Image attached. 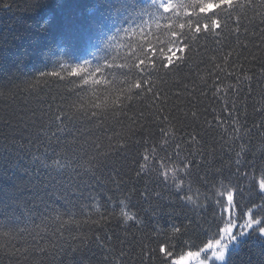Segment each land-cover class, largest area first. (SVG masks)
<instances>
[{
	"label": "trees",
	"instance_id": "trees-1",
	"mask_svg": "<svg viewBox=\"0 0 264 264\" xmlns=\"http://www.w3.org/2000/svg\"><path fill=\"white\" fill-rule=\"evenodd\" d=\"M261 11L246 7L232 19L221 13L222 30L199 36L197 55L171 71L151 74L155 96L96 109L92 105L105 103L111 89L82 86L76 77L40 79V73L89 61V71L100 66L104 77L115 76L116 86L125 87L119 81L128 69L105 65L133 64L149 43L164 46L168 21L159 17L155 0H0V233L12 232L16 248L30 247L34 240L41 247L56 245L47 255L27 258L0 252V264H166L161 243L179 252L211 238L222 180L239 181L241 215L260 202L264 193L235 175L234 160L244 143L250 149L246 161H264V128L253 127L264 117ZM237 14L239 31L233 22ZM114 98L110 95L109 102ZM90 111L101 115L90 120L85 115ZM59 113L62 122L55 119ZM237 117L243 139L234 143L237 126L231 120ZM160 129L169 140L165 150L159 148ZM192 136L199 143H192ZM175 143L184 155L202 150L207 160L195 156L192 193L159 179L151 160L149 169L140 171L142 154L156 148L159 156L171 157ZM56 160L63 167L54 166ZM187 194L195 203L180 198ZM125 197L136 221L119 218ZM97 206L106 217L99 224L93 223L99 219ZM69 217L78 223L63 224ZM175 227L182 232L173 237ZM237 242L225 263L214 264H264V235L257 228Z\"/></svg>",
	"mask_w": 264,
	"mask_h": 264
},
{
	"label": "snow or ice",
	"instance_id": "snow-or-ice-1",
	"mask_svg": "<svg viewBox=\"0 0 264 264\" xmlns=\"http://www.w3.org/2000/svg\"><path fill=\"white\" fill-rule=\"evenodd\" d=\"M156 10L159 13L161 19L168 21L164 25L167 29V40L162 41L163 47L148 44V48L143 52L141 58H138L133 64H107L108 68L128 69V72L123 74V79L119 81L120 84L125 85L123 88H118L115 81L108 80L102 74V68L97 66L93 71H89V61L69 66L66 64L59 65V70L51 72L40 73V79L47 77H55L58 80H68L69 77H76L79 79L82 86H88L90 88H98L103 85L106 88L111 89L109 95L105 96V103L94 104L92 108H115L121 106L125 101H132L136 97H143L147 93H152L154 96V82L151 79V74L158 73L161 69L171 71L173 68L178 67L180 64L186 63L189 59L198 54V50L195 45L199 43L198 37L201 35H218L222 30L221 13L226 15L228 19H232L234 13H241L246 7H260L261 17L264 18V0H260V4L256 5L254 0H155ZM182 18V19H181ZM241 16L237 14L233 21L236 25V31H239ZM157 27H160L157 21ZM229 53L224 57L225 63H227ZM213 59H215L213 57ZM219 68V66H216ZM133 69L135 72H133ZM220 71H225L220 69ZM264 72V69L261 70ZM231 75V74H229ZM216 80H220L219 74L215 77ZM247 80H251V77H245ZM39 82V81H37ZM71 82V81H69ZM241 81L237 78V85ZM237 87L236 85H229L228 88ZM221 91L220 86L216 85V93ZM239 89H237V94ZM214 93V94H216ZM115 96L109 102V96ZM95 95V92H93ZM79 107L83 109L85 106L80 104ZM227 107V106H226ZM235 108V103L232 105ZM261 112H264V104L261 106ZM88 119L99 118L101 113L97 111H90L85 113ZM195 117L196 113H192ZM232 115V113H230ZM64 117V113H59L55 116L57 121H61ZM219 118L217 117V120ZM233 127L232 132L236 134L234 136V143L237 140H242L243 136L238 134L240 121L239 118L231 120ZM256 128H264V117L261 119L259 125H253ZM164 134V138L159 145L160 150H165L169 144V140L166 138L167 133L164 129H160ZM170 131V129H169ZM247 135H251V129L246 132ZM192 143H199L195 136H192ZM122 146V145H121ZM100 147V145H98ZM239 150L235 152V175L250 180L251 186L264 193V161L259 164L255 159L246 161V157L250 149L247 144H238ZM264 152V150H262ZM201 156V159L207 163V160L203 156L202 150L197 153L183 154L182 145L180 143L174 144V152L171 157L159 156L157 149L153 148L148 151L147 154H142L143 163L139 165L140 171H146L149 169V161L155 162L158 167L156 169L159 179L167 183L172 181L175 189L178 191H184L186 193H192L193 186L190 179L191 169L196 164L195 156ZM171 163V167L168 166L165 161ZM251 169L252 171H243L241 165ZM53 165L56 167H63L60 161H53ZM217 174L221 173L220 169H216ZM140 175V172H137ZM222 191L218 190L216 195L220 199L216 200L219 205V220L216 222V230L211 232V238L206 239L200 245L193 244L192 246H186L184 250L179 252L174 251L172 246L164 242L158 246V250L166 258V264H212L213 258L215 260L223 261L226 258L229 245L236 241L238 236L247 233L253 228H257L261 235H264V198L260 202H254L251 206H248L243 214H240L239 201L236 200L237 192L240 191L239 181L233 183L231 180L220 183ZM199 192V189H197ZM159 196L160 193H155ZM145 199L148 198L147 191L143 193ZM188 202L194 201V195L187 194L180 197ZM129 198L125 197L124 200L119 201V218H122L124 222L136 221L137 216L134 212L129 211ZM96 212L99 215V219L93 221V223L99 224L101 221H105L106 217L100 212L99 206L96 207ZM109 215H112L110 213ZM57 221H61V217L57 215L55 217ZM63 224H76L77 221L74 218L69 217L67 221H62ZM182 229L175 227L172 229V236L176 237L180 235ZM4 242H0V252H4L11 257H25L26 254L47 255L49 249L55 251L56 245L49 244L47 247H41L36 241L30 247L16 248L11 244V240L15 237L12 232L0 233ZM62 238V237H61Z\"/></svg>",
	"mask_w": 264,
	"mask_h": 264
},
{
	"label": "rangeland",
	"instance_id": "rangeland-1",
	"mask_svg": "<svg viewBox=\"0 0 264 264\" xmlns=\"http://www.w3.org/2000/svg\"><path fill=\"white\" fill-rule=\"evenodd\" d=\"M248 232H249V231H248ZM248 232L245 233V234H243V235L238 236L237 240H236V241H233V242L229 245V247H228V251H227V254H226V258H225L223 261L215 260V259L213 258L212 264H214V263H225V262L227 261V256H228L229 251L232 250L234 247H236V246L238 245V242H237V241L240 240L241 238H244V237L248 234Z\"/></svg>",
	"mask_w": 264,
	"mask_h": 264
}]
</instances>
